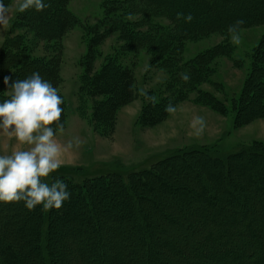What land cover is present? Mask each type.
Segmentation results:
<instances>
[{
    "label": "rangeland",
    "instance_id": "1",
    "mask_svg": "<svg viewBox=\"0 0 264 264\" xmlns=\"http://www.w3.org/2000/svg\"><path fill=\"white\" fill-rule=\"evenodd\" d=\"M168 1L174 5L178 3L181 7L187 6L182 0ZM134 2L69 0L68 8L75 15L71 22L75 24L62 38L58 55L37 37L31 26L16 22L20 14L16 10L17 0H10L6 6L7 12L0 13V82L5 76L9 77L8 73L17 72L15 65L20 64L14 61L1 68L5 41L17 34L22 36V43H31L26 50L30 58L42 60L38 63L44 66L50 62L56 64L58 79L54 80L53 86L64 96L67 107L61 114L63 130L55 136L62 146V167L51 174L62 175L70 172L69 169L77 168V172L72 171L71 174L75 182L81 183L114 171L127 175L133 171L148 170L165 157L175 153L185 154L193 148H209L223 159L242 147L254 145L257 149H264V96L263 89L259 87L260 81L264 79V71L259 70L258 66H255V71L253 69L255 60L264 61L256 50L264 40V24L239 29L238 44L230 42L228 33L206 34L207 31L183 43L179 60L184 62L204 52L211 53L205 63L208 70L205 69L204 75L200 76L197 88L183 94L179 89L180 83L176 81L177 70L165 65L149 49L134 50L127 47L124 40L127 34L114 24L113 18L126 12ZM208 8L200 14L193 7L189 8L195 16L192 18L195 23H201L214 14L213 7ZM128 15L129 20L148 23L140 25L142 31L152 25L173 29V22L164 16L153 14L145 17L147 15L133 10ZM55 20L54 17L53 23L56 25ZM14 23L16 26H13ZM90 38L98 39L92 43L97 46L94 50L97 56L85 65ZM114 55L116 61H113L117 66H122L120 73L130 74L131 83L126 91L121 89L124 86L121 82L117 83L123 92L119 99L116 95L114 99L111 91L96 90L95 101L104 100L100 106L107 114L97 113L92 121V103H87L88 115L84 106L77 108L81 75L89 67L92 74L89 77L99 78L107 59ZM54 57L57 59L53 61ZM14 77L24 79L26 76L16 74ZM14 77H9V84ZM7 91L10 89L5 84L0 85L1 94L7 97ZM146 96L154 97L155 103L148 101ZM168 103L175 106L174 113L164 111ZM112 104L114 107L111 108ZM195 117L204 119V128L199 135L194 134L195 129L189 127ZM199 127L197 124L196 128ZM74 138L79 139V145H76ZM69 141L73 145L65 150L63 146ZM22 147L16 144L14 138L0 134V154H10ZM236 164L242 165L241 162ZM162 171L157 173L160 179H145V184L142 182V187L136 193L143 210L140 214L146 221L144 231L151 233L154 248H146L144 244L143 234L134 221V214L138 210L131 198L117 191L99 189L91 192L92 203L88 206L75 191H70V200L59 211H55V219L46 237L42 236L40 210L36 208L29 212L22 203L0 204V264H182L183 261L190 264L188 261L192 262L191 258L196 252H188L189 244L197 242L198 237L204 234L218 235L221 229H226L225 226L239 233L244 232L245 228L236 222L229 225L223 223L228 214L225 208H219L217 204L206 207L200 200L201 194L198 195L202 188L201 178L207 176L216 183L226 176L240 182L236 174L231 171L223 173L222 169L196 159L171 162ZM246 171H242L239 176L247 177L249 182L247 196L251 206L246 207V213L256 215L255 225L253 223L251 227L255 233V229L264 221V192L256 191L251 178L259 175V171H264V165L249 167ZM49 180L45 178L48 183ZM216 189L220 192L221 186ZM211 209L217 210V214L210 213ZM241 213L239 211L237 220L242 219ZM233 238L234 242L246 240L245 236L240 239L236 234ZM132 247H140L142 252L138 253ZM255 248L253 244L244 245V250L252 255L249 261L257 255ZM228 252L233 257V253H240L234 246ZM247 254L241 255V258L244 260ZM227 262L235 264L237 260L230 259ZM193 263L203 262L193 260Z\"/></svg>",
    "mask_w": 264,
    "mask_h": 264
},
{
    "label": "trees",
    "instance_id": "2",
    "mask_svg": "<svg viewBox=\"0 0 264 264\" xmlns=\"http://www.w3.org/2000/svg\"><path fill=\"white\" fill-rule=\"evenodd\" d=\"M9 1L10 0H2V3L7 6ZM68 1L69 0H47L49 6L43 11L35 12L33 10H28L25 13H20L17 16L16 22H22L24 24H27L28 26H31L30 28L36 32L37 37L40 40L45 41L47 43V46L57 53L59 50H61L62 38L66 33H68L69 30L72 29L73 25L75 24V22H71V19L75 18V15L68 8ZM182 1H185L184 3H187V6L181 7L178 3L174 5L173 2L171 3L168 0H135L134 5L131 4V7L126 10L127 13L121 12L119 13V16L117 18H113V20L114 24L121 28V31L124 34H127V37L124 38L127 43V47L134 50H136L137 48L149 49L151 54L161 59V62H163L165 65H169L171 68L177 70L178 74L176 81L180 83V92L186 94L194 91V89L197 88V83L200 79V76L204 75V73L206 72H204L205 69L208 70V67L207 65H205V63L209 60L211 53H208L209 51L204 52L194 59L184 62L182 60H179V54L182 44L188 40L194 39L195 35L199 36L201 32L207 31L206 34L211 32L226 34L228 33V25L232 24L236 20H243L244 22L240 26V29L249 25L264 24V0H212V2H209V0ZM208 6L213 7V9L215 10L212 16L209 15V17H206V19H203V21L198 24L197 22L195 23L194 19H192L189 23L184 22L183 14L190 13L192 15V18H195L193 13H191L189 10L190 7H193L195 12L200 14L205 9H209ZM132 10L147 15L145 17L153 14L164 16L165 18H168L173 22V29L167 30L164 27H161V25H152L147 27L146 30L144 29V31H142L140 25H148V23L141 22L140 20H129L128 14H132ZM178 13L182 14L179 19L177 17ZM54 17L57 20H62V22H57V20H55V25V23H53ZM13 26H16V24L14 23ZM62 28H64L65 30L61 31ZM53 31L55 32L53 33ZM21 38L22 36L20 34H17V36H13L12 39H6L5 46L2 49L1 61H3V64L1 68L5 67L10 62L16 61L20 63L18 66L15 65V68L17 69L15 70L18 73H8L9 77H14L16 74H19L20 76L22 74V76L25 77L35 71L38 72L45 80L51 78L48 81L53 85L54 80L56 78L58 79V76L55 73L56 64L50 62L52 63V65L49 63L44 66L38 63L42 60L37 58L33 59L32 57L30 58V54L26 53V50H28L27 45H31V43H22ZM97 40V38H90L88 40L87 44L88 47H90V50L85 56V65L89 64L93 60V57L97 56V51H94L97 46L93 45ZM256 50L259 51L260 58L264 59V40L260 43V46L256 47ZM58 53L56 55H58ZM116 56L118 57L119 55L116 54ZM116 56L114 55L107 59V64L103 68L102 73H100L99 78H97V76H91L92 79L89 77L90 75H92L91 72H89V67H87L86 72L81 75V84L77 92V108L80 109L82 106H84V111H86L88 115L89 111L87 109V103H92L90 115L92 121H94L97 113H101L102 115L107 114L100 106L103 104L102 102L104 100L100 99L98 100V102L95 101L96 98H94V93L96 92V90H99L100 92L111 91V96L115 99L114 95H116L117 99H119L121 97V94H123L121 89H125L126 91L128 89L127 86H129L128 84L131 83L130 74H121L120 68L122 66H117V64L113 61H116ZM54 59L57 58L54 57L52 60L54 61ZM113 63L116 64L115 67H113ZM263 63L264 61L255 60L253 63L254 71L256 69L255 66H258L260 68H257V71H264ZM4 69L3 74L5 73ZM183 73H187L189 75V80L187 82L180 79V74ZM15 79L16 77L12 78V80ZM118 82H121L124 85L123 88L120 89V87L117 85ZM0 83H2L0 84L1 86H4L3 80ZM260 84L259 87L263 89L262 95L264 96V79L260 81ZM58 95H60L59 92ZM60 96L63 98V104L61 105V107L63 108L62 113L64 114L67 107V101L64 96ZM5 98L7 97L0 92V100H3ZM112 107H114V104H112L111 108ZM194 159L203 160L207 165L211 167L216 166L222 169L223 173L231 171L241 179L239 182L237 179L233 180L230 177L223 176V180L217 181L215 183L211 178L205 176L200 180L202 188H200L201 192H199L198 195L201 194L200 200L206 205V207L209 204H217L216 206H219V208H225L226 212H228L226 218H224V221L226 222H223L225 225L227 223L229 225V223L236 222L240 226H243L245 229H243L244 232L239 233L236 232V230L229 229L224 224H221V226L224 225L226 229H223V231L221 229V232L219 231L218 235L214 234L209 236L204 234L198 237L199 240L197 242H193L192 244L187 243V245L189 244L190 247L188 252H196L195 255L191 258L192 262L194 260V262H203L202 264H234L233 262H227V260L233 259V261L237 260L235 264H264V221L261 222L262 225L259 228L255 229V233L257 234L254 235L255 233L251 231L253 230V228L251 227L253 226V223L255 225L256 215H253L252 213H246V207L251 206V204H249V198L247 196L249 195V182L246 179L247 177L243 178L239 176L241 175L242 171L249 170V167L257 168L258 166L264 165V149H257V146L253 145L242 147L241 149L230 153L224 159L222 156L211 152L209 148L204 147L202 149H188L185 154L175 153L173 155H170L169 157L161 159L148 170L133 171L127 173V175L122 174L120 171H114L113 173H109L107 175L88 178L81 183L75 182L73 180L74 175L71 174L72 171L77 172V170H75L77 168L69 169L70 172L62 175L51 174V177L64 180L68 185V189L70 191H75V194L79 196L80 199L83 200L88 206H91L92 203L91 192L97 191L99 189L106 192L117 191L118 194L120 193L124 197L131 198L133 202H135L134 204L136 205L138 210V212H136L137 214H134V221L138 223L139 226H137L140 228V231L143 234L144 244L146 248H154L155 245L153 244V242H151V233H147L146 231H144L143 225L146 224V221L143 217V214H140V212H142L143 210L139 206L136 193L140 190L139 188L142 187L141 183L143 182V184H145V179L152 177H158L160 179L157 173L163 172L162 170L165 167H168L169 163ZM237 162H241L242 165L236 164ZM259 172V175L253 176L251 178V184L256 186V191L262 190V192H264V171ZM211 175L214 176L213 173ZM124 176L126 177V179ZM51 182L52 180L50 179L49 183ZM220 186L221 190H219L220 192H218V189L216 188ZM197 197L199 198V196ZM37 210H40V208L37 207ZM248 210L249 209L247 208V212ZM239 211L242 212L240 214V217H242V219L237 220V218L239 217H237V215H239ZM210 213L217 214V210L211 209ZM54 215L55 211H41L40 224L42 227V236L45 235L46 237L48 235L51 224L55 219ZM227 218H229L230 220ZM235 234L236 236L239 235L240 239H243V236H245V242L242 240H237L236 242H234L232 239H234L233 236H235ZM259 239H261L263 242L261 240L259 241ZM245 244H253L255 245V247H257V249L255 248L257 250V255L255 254L254 258H250V261L249 256L252 255L244 250ZM226 245L228 246L226 247ZM233 246L234 248L237 247V250L239 249L240 251V253H237V255L233 253L232 255H235L234 257L230 256L228 252V250ZM136 248H133V250H136L138 253L142 252L140 247L139 249ZM178 252H180V250ZM244 253L248 254L245 255L246 258L243 260V258H241V255L243 256ZM147 257L149 256L147 255ZM127 261L129 262L130 260ZM188 262L192 264V262ZM47 263L49 264V262ZM182 264H185V262L183 261Z\"/></svg>",
    "mask_w": 264,
    "mask_h": 264
},
{
    "label": "clouds",
    "instance_id": "3",
    "mask_svg": "<svg viewBox=\"0 0 264 264\" xmlns=\"http://www.w3.org/2000/svg\"><path fill=\"white\" fill-rule=\"evenodd\" d=\"M48 6L47 0H17L16 10L19 13L40 12ZM6 12L7 8L0 0V13ZM181 15L177 14L178 19ZM183 20L191 22L192 15L183 14ZM243 23V20H236L227 27L233 44L239 43V29ZM180 79L187 82L189 75L180 74ZM3 83L10 91L6 92L7 98L0 101V134L14 138L16 144L23 147L10 154H0V204L22 203L29 212L37 207L42 212L59 211L71 197L64 180L50 177L62 167V146L55 136L64 127L61 121L63 98L51 82L35 71L11 84L5 76ZM146 99L155 103L154 97L146 96ZM164 111L171 114L176 108L168 103ZM197 124L199 128H196ZM189 127L199 135L204 128L203 117H195ZM74 140L79 145V139ZM72 145L69 141L63 148L66 150ZM45 178L52 182H46Z\"/></svg>",
    "mask_w": 264,
    "mask_h": 264
}]
</instances>
